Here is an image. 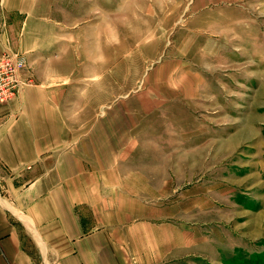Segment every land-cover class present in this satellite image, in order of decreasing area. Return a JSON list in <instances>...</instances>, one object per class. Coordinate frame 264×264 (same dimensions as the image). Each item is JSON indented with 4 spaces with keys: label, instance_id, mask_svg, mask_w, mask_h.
Listing matches in <instances>:
<instances>
[{
    "label": "crops",
    "instance_id": "obj_1",
    "mask_svg": "<svg viewBox=\"0 0 264 264\" xmlns=\"http://www.w3.org/2000/svg\"><path fill=\"white\" fill-rule=\"evenodd\" d=\"M106 1L0 0V57L23 53L32 79L0 104V264H193L208 255L209 233L175 216L157 179L143 176L153 169L123 164L143 116L162 108L161 91L152 66L150 84L110 102L115 42L108 18L90 21L108 14Z\"/></svg>",
    "mask_w": 264,
    "mask_h": 264
},
{
    "label": "rangeland",
    "instance_id": "obj_2",
    "mask_svg": "<svg viewBox=\"0 0 264 264\" xmlns=\"http://www.w3.org/2000/svg\"><path fill=\"white\" fill-rule=\"evenodd\" d=\"M104 5L90 21L108 18L115 42L110 102L150 84L148 68L161 91L123 164L152 168L175 216L209 233L193 264H264V0Z\"/></svg>",
    "mask_w": 264,
    "mask_h": 264
},
{
    "label": "built area",
    "instance_id": "obj_3",
    "mask_svg": "<svg viewBox=\"0 0 264 264\" xmlns=\"http://www.w3.org/2000/svg\"><path fill=\"white\" fill-rule=\"evenodd\" d=\"M32 84L29 66L23 53L6 51L0 57V104L16 100Z\"/></svg>",
    "mask_w": 264,
    "mask_h": 264
}]
</instances>
